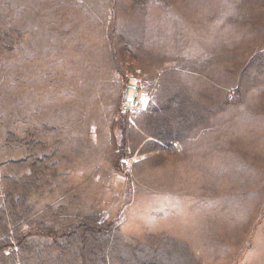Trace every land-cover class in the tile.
<instances>
[{"label": "rangeland", "instance_id": "obj_1", "mask_svg": "<svg viewBox=\"0 0 264 264\" xmlns=\"http://www.w3.org/2000/svg\"><path fill=\"white\" fill-rule=\"evenodd\" d=\"M242 3L0 0V27L21 34L0 51V175L21 159L54 172L29 196L26 232L91 213L201 264H264V67L243 72L264 52V0ZM137 71L152 101L130 118L119 108ZM180 88L208 125L150 140L143 117Z\"/></svg>", "mask_w": 264, "mask_h": 264}, {"label": "trees", "instance_id": "obj_2", "mask_svg": "<svg viewBox=\"0 0 264 264\" xmlns=\"http://www.w3.org/2000/svg\"><path fill=\"white\" fill-rule=\"evenodd\" d=\"M148 1L133 0V3L143 6ZM156 1L167 7L175 0ZM258 1L245 0L250 6ZM246 3L240 7H248ZM20 35L13 27H0V51H9L12 39ZM254 65L264 67V52L255 54L247 62L245 75ZM173 85L175 89L176 83ZM173 88L167 89V93ZM169 96L170 99L161 101L158 110L143 117V127L139 126L150 140L173 145L181 143L191 129L207 126L212 112L196 100H189L185 89L180 88ZM34 163L33 167L21 159L9 161L5 168L1 166L7 172L0 175V264H201L186 244L172 237L150 235L144 240L127 237L115 223L102 221L100 216L91 213L69 227L26 232L29 196L39 188L44 171L54 175L50 171L52 166L46 165L44 159H35ZM27 168H32L30 174L21 173ZM100 234L107 240L104 245L95 239Z\"/></svg>", "mask_w": 264, "mask_h": 264}, {"label": "built area", "instance_id": "obj_3", "mask_svg": "<svg viewBox=\"0 0 264 264\" xmlns=\"http://www.w3.org/2000/svg\"><path fill=\"white\" fill-rule=\"evenodd\" d=\"M151 101L152 97L150 93L142 88L138 71L137 73H129L119 108L122 115L136 118L148 108Z\"/></svg>", "mask_w": 264, "mask_h": 264}]
</instances>
